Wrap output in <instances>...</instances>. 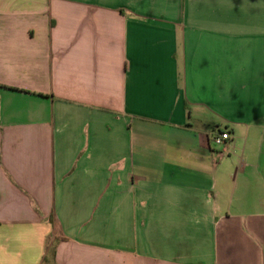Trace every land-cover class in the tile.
<instances>
[{
	"label": "crops",
	"instance_id": "0c3cea01",
	"mask_svg": "<svg viewBox=\"0 0 264 264\" xmlns=\"http://www.w3.org/2000/svg\"><path fill=\"white\" fill-rule=\"evenodd\" d=\"M0 264H264V0H0Z\"/></svg>",
	"mask_w": 264,
	"mask_h": 264
},
{
	"label": "built area",
	"instance_id": "2783aa9c",
	"mask_svg": "<svg viewBox=\"0 0 264 264\" xmlns=\"http://www.w3.org/2000/svg\"><path fill=\"white\" fill-rule=\"evenodd\" d=\"M229 140L230 135L228 132H222L213 137L212 143L215 149L218 151L219 155L224 156L228 153Z\"/></svg>",
	"mask_w": 264,
	"mask_h": 264
}]
</instances>
